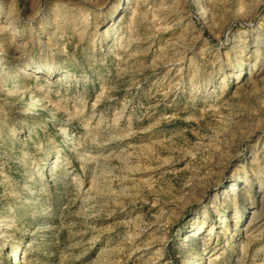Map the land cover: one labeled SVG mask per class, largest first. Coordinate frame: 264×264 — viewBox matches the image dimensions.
Here are the masks:
<instances>
[{
	"label": "rangeland",
	"instance_id": "374dc122",
	"mask_svg": "<svg viewBox=\"0 0 264 264\" xmlns=\"http://www.w3.org/2000/svg\"><path fill=\"white\" fill-rule=\"evenodd\" d=\"M0 264H264V0H0Z\"/></svg>",
	"mask_w": 264,
	"mask_h": 264
},
{
	"label": "bare ground",
	"instance_id": "6f19581e",
	"mask_svg": "<svg viewBox=\"0 0 264 264\" xmlns=\"http://www.w3.org/2000/svg\"><path fill=\"white\" fill-rule=\"evenodd\" d=\"M196 14L197 17H199L201 20H204V18L207 16V8L204 5H201L199 9H197ZM243 183H247V181H243ZM233 184H235V182H233ZM234 188L235 186L232 185V187H230V190H233ZM223 221L224 219L221 220L220 222L222 223ZM204 224L205 223H203V225L200 228H203Z\"/></svg>",
	"mask_w": 264,
	"mask_h": 264
}]
</instances>
